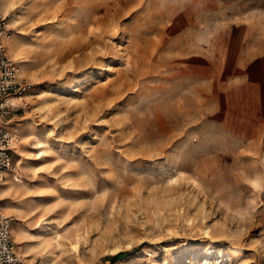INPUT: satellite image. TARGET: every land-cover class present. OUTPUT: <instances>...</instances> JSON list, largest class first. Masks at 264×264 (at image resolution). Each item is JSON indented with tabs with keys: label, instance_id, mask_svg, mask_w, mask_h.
<instances>
[{
	"label": "rangeland",
	"instance_id": "rangeland-1",
	"mask_svg": "<svg viewBox=\"0 0 264 264\" xmlns=\"http://www.w3.org/2000/svg\"><path fill=\"white\" fill-rule=\"evenodd\" d=\"M0 14L32 87L0 194L27 264H264V0Z\"/></svg>",
	"mask_w": 264,
	"mask_h": 264
},
{
	"label": "built area",
	"instance_id": "built-area-1",
	"mask_svg": "<svg viewBox=\"0 0 264 264\" xmlns=\"http://www.w3.org/2000/svg\"><path fill=\"white\" fill-rule=\"evenodd\" d=\"M11 29L0 14V180L12 170V151L18 141L10 123L32 90L31 84L20 76V68L7 52ZM12 219L0 208V264H27L17 253L11 237Z\"/></svg>",
	"mask_w": 264,
	"mask_h": 264
},
{
	"label": "bare ground",
	"instance_id": "bare-ground-1",
	"mask_svg": "<svg viewBox=\"0 0 264 264\" xmlns=\"http://www.w3.org/2000/svg\"><path fill=\"white\" fill-rule=\"evenodd\" d=\"M7 5V3L6 2H4L1 6V8H2V10L5 12V9H6V6ZM11 37V36H10ZM9 37V38H10ZM8 38V39H9ZM8 39H7V41H8ZM8 45H9V50L13 53V54H15L16 53V50H17V45H16V43L15 42H13V41H10V42H8ZM18 139V138H17ZM9 187V184H8V182L7 181H3V180H0V194L4 191V190H6L7 188ZM3 210H6V208H4L3 207ZM18 234V233H17ZM19 253H21V255L23 256V258H25L27 261L28 260H30L29 259V257H28V255H26V251L25 250H23L21 247H19ZM21 257V256H20ZM22 258V257H21ZM22 258V259H23ZM24 260V259H23Z\"/></svg>",
	"mask_w": 264,
	"mask_h": 264
},
{
	"label": "trees",
	"instance_id": "trees-1",
	"mask_svg": "<svg viewBox=\"0 0 264 264\" xmlns=\"http://www.w3.org/2000/svg\"><path fill=\"white\" fill-rule=\"evenodd\" d=\"M125 255H126V253L120 252V253L114 255L111 259L112 260H117V259H120V258L124 257Z\"/></svg>",
	"mask_w": 264,
	"mask_h": 264
}]
</instances>
